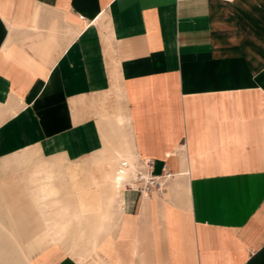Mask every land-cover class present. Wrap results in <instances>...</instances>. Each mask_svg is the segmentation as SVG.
I'll list each match as a JSON object with an SVG mask.
<instances>
[{"label": "crops", "instance_id": "crops-1", "mask_svg": "<svg viewBox=\"0 0 264 264\" xmlns=\"http://www.w3.org/2000/svg\"><path fill=\"white\" fill-rule=\"evenodd\" d=\"M95 153L66 175L116 227L106 263L264 264V0H0V166L49 160L31 181L58 190ZM118 158L164 192L112 197Z\"/></svg>", "mask_w": 264, "mask_h": 264}, {"label": "rangeland", "instance_id": "rangeland-1", "mask_svg": "<svg viewBox=\"0 0 264 264\" xmlns=\"http://www.w3.org/2000/svg\"><path fill=\"white\" fill-rule=\"evenodd\" d=\"M97 153L74 163L59 162L54 170L61 172V176L55 180V184L60 186L63 183L68 188L58 190L49 183L36 189L37 182L31 181L35 170L47 166L49 160H40L31 154L24 159H21L22 156L16 157L9 164L0 166V264H22L37 259H41L42 264H52L55 259L64 256L73 258L77 264H109L104 258L111 256L103 252L102 247L105 240L113 245L116 227H113L111 220L99 219L95 214L86 221L88 223L82 224L80 214L97 213L99 210L84 212L80 209L79 201L77 206V196L71 191L73 189L66 175L70 166L78 165L93 168L95 180L99 165L93 167L89 161ZM107 165L109 180L113 185V170ZM49 177L50 173L46 178ZM81 191L77 192L78 198ZM44 217L51 218L47 222L52 223L53 229L67 230L66 236L51 237L56 246L48 241Z\"/></svg>", "mask_w": 264, "mask_h": 264}, {"label": "built area", "instance_id": "built-area-1", "mask_svg": "<svg viewBox=\"0 0 264 264\" xmlns=\"http://www.w3.org/2000/svg\"><path fill=\"white\" fill-rule=\"evenodd\" d=\"M117 174L127 175L121 181L122 192H136L142 197L161 195L170 177V174L164 172L160 175H155L153 162L149 159L140 160L135 163L121 160Z\"/></svg>", "mask_w": 264, "mask_h": 264}, {"label": "bare ground", "instance_id": "bare-ground-1", "mask_svg": "<svg viewBox=\"0 0 264 264\" xmlns=\"http://www.w3.org/2000/svg\"><path fill=\"white\" fill-rule=\"evenodd\" d=\"M121 160H126V159L125 158H118L116 160V163H115V166L113 169V173H112V178H111V180L113 182L112 191L114 193L112 197L116 196V193L119 194L120 192H122V182L121 181L127 177L126 174H124V175H118L117 174V170H118L119 163ZM126 161L130 162V160L128 158Z\"/></svg>", "mask_w": 264, "mask_h": 264}]
</instances>
